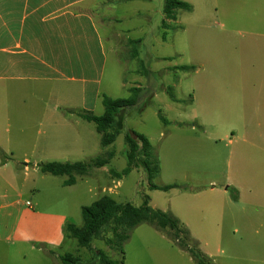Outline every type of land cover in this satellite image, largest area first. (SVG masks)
Returning a JSON list of instances; mask_svg holds the SVG:
<instances>
[{"label": "crops", "instance_id": "obj_1", "mask_svg": "<svg viewBox=\"0 0 264 264\" xmlns=\"http://www.w3.org/2000/svg\"><path fill=\"white\" fill-rule=\"evenodd\" d=\"M92 1L0 0V92L7 86L6 101L15 104L13 112H0V264L61 261L58 252L65 242L63 228L72 216L71 206H86L79 199L96 194L100 188L96 183L101 185L103 178L113 183L103 186V193L118 195L121 187L119 178L107 168L114 151L103 153L101 157L108 163L93 169V176L78 178L72 185L65 184L68 177L43 174L38 168L53 161L81 162L82 150L96 138L93 130L82 124L92 122L80 114L96 115L103 95L111 97L103 84L109 55L114 53L105 47L97 19L85 9ZM149 1L133 0V13ZM161 4L157 10L160 24L152 20V28L132 41L135 58L145 71L149 60L143 52L150 48L152 39L156 41L160 29H165L164 0ZM223 26L220 59L213 51L211 58H198L191 65L196 78L190 102L197 117L195 133L182 141L193 151L194 142L201 145V154H206L208 127L219 117L229 120L232 134H239L241 144L232 155L236 170L222 192L223 220L232 219L244 237L254 232L264 257V42L259 61L251 52L257 36L264 40V32L252 30L247 39H240L238 35L243 33L238 25L230 26L223 20ZM145 87L147 84L137 88ZM27 89L32 93L22 103H29V109L15 111L21 92ZM4 99L0 95L3 103ZM80 129L85 131L83 135L78 133ZM4 134L9 135L8 140ZM90 176L93 179L79 182ZM180 182L186 181L179 176L173 184ZM200 187L203 189L192 185L188 191L195 200L214 192L213 188Z\"/></svg>", "mask_w": 264, "mask_h": 264}, {"label": "rangeland", "instance_id": "obj_2", "mask_svg": "<svg viewBox=\"0 0 264 264\" xmlns=\"http://www.w3.org/2000/svg\"><path fill=\"white\" fill-rule=\"evenodd\" d=\"M182 1L190 3L193 9L178 10L177 24L165 16L167 28L160 29L156 41L152 39L150 48L143 52L144 59L149 61L151 52L153 62L150 65L156 71L148 76L135 58V45L132 41L138 40L152 28V20L160 24L157 10L161 9V0L149 1L148 5L140 7L138 13H133V0H95L85 6L98 21L96 26L100 35L105 38V47L112 49L114 53L109 55L104 92L113 98H128L130 89L139 85L147 84L153 90V98L141 112L134 108L127 110L125 129L145 136L155 148L161 163V173L154 183H171L176 187L168 191L150 190L147 175L143 171L134 170L119 178L121 187L117 190L118 195L103 193V186L113 184L103 178L102 186L96 183L100 187L96 194L79 199V203L87 206L100 197L109 195L119 203L130 202L140 206L145 197L149 196V205H155L176 217L186 230L191 245L198 247L213 264H264L254 232H250V237H244L246 234L237 230L232 219L223 220L222 192L228 177L234 175L236 170L232 155L241 144L239 134H232L229 120L219 117L208 127L210 141L207 143L206 154H201V145L194 142L193 151L191 146L182 141L183 137L195 133L193 126L196 125L197 112L190 101L194 94L196 71L175 69L178 66H191L201 57L211 58L213 51H216L215 58L220 59L218 51L221 48V33L225 31L223 20L230 26L238 25L243 33L238 35L240 39H247L252 30L264 32V0ZM263 42L257 36V41L251 46L255 61L261 58L259 50ZM5 88L7 86L4 85V89L1 88L3 92H0L5 97V103L0 100V112L8 114L14 111L15 104L6 101L9 92ZM168 91L178 99L176 102L170 99ZM31 93L28 89L21 92L22 99L16 103L15 111L28 108L29 103L22 101ZM103 110L104 106L101 105L96 115L103 113ZM159 110L169 124H164L159 118ZM66 111L64 110L65 114ZM82 124L93 130L96 139L91 146L86 145L82 150L79 161H90L101 157L103 153L114 151L115 157L107 168L122 172L127 167L124 143L126 130L117 137L113 145L103 148L100 145L101 136L95 132V124ZM80 131V135L85 132L82 129ZM197 131L202 130L197 128ZM170 133L173 135H169ZM7 137L9 135L6 134L5 139ZM230 139L233 143L229 142ZM91 176L79 182L93 179ZM179 176L186 182L173 184ZM211 181L215 183L210 185ZM192 185L200 190L203 189L201 185L206 190L213 188L214 192L207 193L203 200H195L190 196L192 193L188 192ZM71 210L70 221L81 225V208L71 206ZM128 234L123 255L115 247V243L107 242L115 240L110 230L92 242L91 250L81 247L75 239L64 237L65 242L58 253L61 256L71 253L79 257L83 264H100V253L113 260H121L123 257V264H195L190 254L171 238L169 229L162 230L155 224L143 223ZM55 264L62 262L58 260Z\"/></svg>", "mask_w": 264, "mask_h": 264}, {"label": "trees", "instance_id": "obj_3", "mask_svg": "<svg viewBox=\"0 0 264 264\" xmlns=\"http://www.w3.org/2000/svg\"><path fill=\"white\" fill-rule=\"evenodd\" d=\"M192 9L193 7L190 3L182 0H164L163 12L171 21L176 20V12L178 10L191 11ZM162 25L164 28L168 26L166 21H163ZM149 58L150 61L144 66L146 69L144 73L147 76L153 74L149 69L150 64L153 62L151 54ZM175 69L189 71L194 69V67L184 65ZM168 94L172 101H176L175 96L170 91H168ZM153 96V90L150 86L131 88L128 98L113 99L103 95V115L96 116L91 112H86L81 113L80 116L85 121L95 124L97 132L101 135V145L108 147L126 130L125 113L127 110L134 108L138 112H141L149 104ZM69 113V111H66V114ZM158 116L164 124H169V121L160 110L158 111ZM124 143L127 167L122 172L111 170L116 177L121 178L123 175L138 170L143 171L147 175L148 188L150 190L168 191L176 187L175 185L158 186L154 183V180L161 173V163L155 148L145 136L131 130H126ZM107 163L103 157H97L90 161L74 163L47 162L40 164L38 168L43 174L68 177L65 184L72 185L77 182L78 178L89 176L91 170L103 167ZM149 201V196H146L143 204L136 206L130 202L119 203L112 197L104 195L92 204L81 208V225H77L71 221L65 223L63 228L64 237L65 239H75L81 247L91 250L92 242L100 239L105 231L110 230L115 240L110 239L107 242L109 244L115 243V247L123 255L124 243L129 238L128 233L143 223H151L155 224L159 229H169L171 231V238L181 249L190 254L195 264H213L198 247L191 245L186 230L183 229L181 222L176 217L160 209L151 207ZM60 260L62 264H83L79 257H75L71 253L60 256ZM98 260L100 264L124 263L123 257L121 260H113L107 258L103 253H100Z\"/></svg>", "mask_w": 264, "mask_h": 264}]
</instances>
